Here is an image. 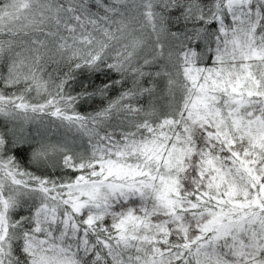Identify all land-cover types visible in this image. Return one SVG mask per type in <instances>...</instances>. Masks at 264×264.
Wrapping results in <instances>:
<instances>
[{
    "label": "trees",
    "instance_id": "trees-1",
    "mask_svg": "<svg viewBox=\"0 0 264 264\" xmlns=\"http://www.w3.org/2000/svg\"><path fill=\"white\" fill-rule=\"evenodd\" d=\"M3 141L4 264H264V0H0Z\"/></svg>",
    "mask_w": 264,
    "mask_h": 264
},
{
    "label": "rangeland",
    "instance_id": "rangeland-1",
    "mask_svg": "<svg viewBox=\"0 0 264 264\" xmlns=\"http://www.w3.org/2000/svg\"><path fill=\"white\" fill-rule=\"evenodd\" d=\"M26 15V14H24ZM27 16V15H26ZM22 21L24 24L26 23V20H19ZM17 25V24H16ZM9 118L12 120L18 122L21 120L19 116L17 115H8ZM23 124L19 123L18 126L21 129H13V130H5L2 135H5L3 137L7 139H17L19 140L20 137H28V131L23 130ZM22 130V131H21ZM1 135V136H2ZM8 144H6L5 141L0 142V157L2 156V153H4V149ZM8 166L9 163L7 162H0V264H4V258L8 257V246H6V241L4 240V237L6 235L7 230V222H8V212L10 209V199L12 200H18L20 196L25 195V190L22 189V186L20 185V182L14 178L13 173L10 174L8 172ZM15 175V174H14ZM3 194V196L1 195ZM76 209L79 208V205H76Z\"/></svg>",
    "mask_w": 264,
    "mask_h": 264
}]
</instances>
